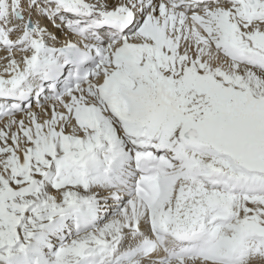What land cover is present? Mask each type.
<instances>
[{
    "label": "snow or ice",
    "instance_id": "snow-or-ice-1",
    "mask_svg": "<svg viewBox=\"0 0 264 264\" xmlns=\"http://www.w3.org/2000/svg\"><path fill=\"white\" fill-rule=\"evenodd\" d=\"M0 264H264V0H0Z\"/></svg>",
    "mask_w": 264,
    "mask_h": 264
}]
</instances>
